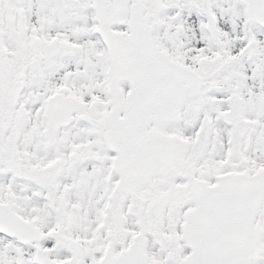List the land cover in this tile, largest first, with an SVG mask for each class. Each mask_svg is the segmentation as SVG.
<instances>
[{"label": "snow or ice", "instance_id": "obj_1", "mask_svg": "<svg viewBox=\"0 0 264 264\" xmlns=\"http://www.w3.org/2000/svg\"><path fill=\"white\" fill-rule=\"evenodd\" d=\"M0 264H264V0H0Z\"/></svg>", "mask_w": 264, "mask_h": 264}]
</instances>
